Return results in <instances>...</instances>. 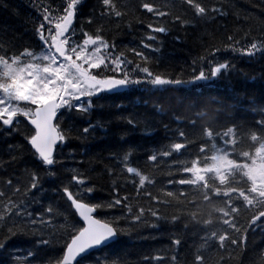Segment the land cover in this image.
I'll list each match as a JSON object with an SVG mask.
<instances>
[{
	"label": "snow or ice",
	"instance_id": "6c2138e0",
	"mask_svg": "<svg viewBox=\"0 0 264 264\" xmlns=\"http://www.w3.org/2000/svg\"><path fill=\"white\" fill-rule=\"evenodd\" d=\"M185 3L191 9V19L172 14L173 27L199 25L231 14L227 5L209 6L199 0ZM0 6L7 4L0 0ZM82 6V0H50L47 4L32 0L40 17L34 28V46L20 45L0 31V143L7 145L8 155L7 162L0 158V171L12 168L3 181L6 191H0V264H120V259L113 261L105 250L132 230L148 227L159 232L162 224L171 225L170 243L175 252L191 234L202 241L191 264H264V246L248 244L249 234L255 235L257 229L264 236V106L258 111L253 108L259 118L251 122H238L229 116L227 123L218 122L216 127L200 125L198 140L190 139L179 127L164 125L172 142L167 150L146 154L147 161L156 165L174 152L182 155L180 150L190 144L197 146V152L183 163L174 161L177 173L186 174L184 178L167 180L168 185H187L190 191L165 190L162 195L145 188L146 184L153 186L155 180L133 166L131 156L136 146L127 139V129L148 134L144 130L151 127L148 117L113 104L116 112L103 123L88 119L105 108L102 101L127 95L139 86L146 90L168 85L195 87L224 78L235 65L227 58L218 59L216 53L221 51L249 59L264 57V22L258 36L248 30L240 35L226 34L223 48L214 46L197 57L190 78L185 80L161 74L152 66L154 59L158 64V58L151 53L159 52L164 42L157 34L167 36L172 31L169 22L147 23L150 31L139 48L118 46L105 38L102 24L125 16L114 0H100L101 11L91 32L77 22ZM140 6L158 21L170 16L152 3ZM93 15L95 12L87 19L89 25ZM198 119L188 121L189 125L196 128ZM78 120L86 126L80 127ZM113 123L127 129L116 133L117 143L111 146L116 151L110 158L117 163L101 171L109 179L130 174L137 193L142 190L149 203L138 204L134 210L129 196L119 194L115 179H111L108 197L97 198L93 195L96 185L73 170L67 183L53 189L65 204L44 205L40 199L46 191L43 185L63 167L62 149L73 139H94L97 128L107 131L105 125ZM142 123L144 128H140ZM177 139L182 142H175ZM36 205H41L42 211H37ZM167 208L178 211L165 214L162 209ZM21 235L34 237L33 247H15L12 241ZM42 249L50 251L41 256ZM201 249L213 251L215 258ZM163 262L161 256H143L141 260V264ZM170 264H179L177 255L170 257Z\"/></svg>",
	"mask_w": 264,
	"mask_h": 264
},
{
	"label": "trees",
	"instance_id": "16d2710c",
	"mask_svg": "<svg viewBox=\"0 0 264 264\" xmlns=\"http://www.w3.org/2000/svg\"><path fill=\"white\" fill-rule=\"evenodd\" d=\"M37 2L49 3L50 0H37ZM119 10L125 13L122 19L116 22L103 21L106 29V39L114 40L118 46L141 47V39L150 31L147 23L151 22L155 26L157 23L169 22L168 26L172 31L165 36L157 34L164 42L160 46V51L151 53L158 58L152 61L155 71L169 76L178 75L181 79H189L192 62L197 57L211 52L212 47L223 48L225 35L242 34L248 30L252 36H258L264 22V0H199L209 6L227 5L231 9V14L222 18L215 16L207 22L199 25L175 26L170 23L172 14L181 18L191 19L192 12L185 0H114ZM7 7L0 6V31L7 37L15 38L17 43L23 46L35 45L34 28L38 26L40 17L33 10L32 0H3ZM142 3H152L162 11L170 13L169 17L159 18V21L143 9ZM82 7L77 14V22L83 23L85 31L91 32L96 26V20L101 11L100 0H82ZM93 24L89 25L87 19L92 13ZM246 17H250L247 22H243ZM142 21V23H141ZM179 36L180 39H174ZM150 51V50H145ZM218 59H229L235 70L213 83L200 86H173L168 85L163 88L146 90L145 86H139L134 92L127 95L113 97L106 103L103 110L93 113L88 119L93 123L100 120L103 123L108 119L110 113L116 112L113 104H122L123 110L131 111L147 116L151 127L144 130L147 135H140L138 130L127 129L126 125L115 123L105 125L107 131L97 128L95 138L88 141L77 139L70 140L67 146L62 149L61 161L63 167L59 173H53L44 182L45 192L40 197L44 205L54 203L64 205L65 201L59 197L53 189L59 188L62 183H67L69 173L73 170L83 173L88 177L87 182L96 185L95 197L105 199L110 192L111 179H115L120 185V195H128L129 201L133 205H147L149 201L143 197L142 190L137 193L136 185L130 174L117 175L109 179L101 171L102 168H112L114 163L110 156L116 151L111 147L117 143L116 133L127 129L129 135L127 139L136 148L132 152L131 160L133 166H139L145 175H149L155 180L153 186L145 185L148 191L154 195H162L165 190L176 191L183 189L190 191L187 185H168V179L184 178L186 174L177 173L174 161L183 163L194 158L197 146L188 145L187 149H181L182 155L173 153L171 157L164 158L159 164L146 160V154L152 150H167V146L172 142L167 137L169 133L165 131L164 125L169 129L181 128L189 134V138L199 139L200 125L217 126V123H227L231 116L238 122H251L258 119L254 115L253 108L257 111L264 106V57L257 55L253 59L243 57L235 53L221 51L216 53ZM255 103L252 104L251 101ZM238 101H249V103H239ZM199 117L197 127L192 128L188 121ZM80 127L86 126L83 121H77ZM144 128V124L140 125ZM153 129L155 131L153 132ZM175 142H182L177 139ZM7 145L0 143V158L8 161L5 151ZM72 153V155H70ZM210 154V153H209ZM12 168L7 172L0 171V191H6L3 183L9 178ZM115 171L119 173V168ZM138 180V178H137ZM14 199L16 197H13ZM54 199V200H53ZM175 203V202H174ZM37 211H42L41 205H36ZM119 214V209L113 210ZM165 214L178 211L174 208L162 209ZM62 223V221H61ZM171 225L162 224L159 232L141 227L121 236L110 250H105V254L112 256V260L120 259V264L126 260L128 264H141L143 256L164 257L163 264H170V257L177 255L179 264H191L193 254L196 252L202 241L195 234L182 239V244L175 252L170 243ZM202 235V234H201ZM34 237L17 236L12 243L19 249L33 247ZM249 247L264 246V236L257 229L255 235L249 234ZM49 249H42L40 255L48 253ZM205 254L215 258V253L210 250L201 249ZM115 253V255H112Z\"/></svg>",
	"mask_w": 264,
	"mask_h": 264
},
{
	"label": "bare ground",
	"instance_id": "6f19581e",
	"mask_svg": "<svg viewBox=\"0 0 264 264\" xmlns=\"http://www.w3.org/2000/svg\"><path fill=\"white\" fill-rule=\"evenodd\" d=\"M54 200V199H53Z\"/></svg>",
	"mask_w": 264,
	"mask_h": 264
}]
</instances>
